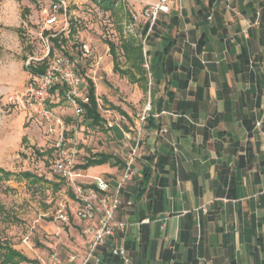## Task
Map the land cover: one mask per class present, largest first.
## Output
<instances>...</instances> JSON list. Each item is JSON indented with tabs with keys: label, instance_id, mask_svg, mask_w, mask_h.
I'll use <instances>...</instances> for the list:
<instances>
[{
	"label": "crops",
	"instance_id": "crops-1",
	"mask_svg": "<svg viewBox=\"0 0 264 264\" xmlns=\"http://www.w3.org/2000/svg\"><path fill=\"white\" fill-rule=\"evenodd\" d=\"M141 42L154 116L130 127L142 138L117 214L130 264H264V0H178ZM113 160L85 170L115 185L126 159ZM110 246L99 264H125Z\"/></svg>",
	"mask_w": 264,
	"mask_h": 264
},
{
	"label": "rangeland",
	"instance_id": "rangeland-1",
	"mask_svg": "<svg viewBox=\"0 0 264 264\" xmlns=\"http://www.w3.org/2000/svg\"><path fill=\"white\" fill-rule=\"evenodd\" d=\"M67 1L66 20L48 25L51 0H0V167L13 172L10 177L0 172V242L40 264H49L53 251L63 261L70 253H80L83 233L71 188L52 168L54 138L46 122L21 101L30 63L47 64L53 56L67 54L78 60L81 72L96 78L99 109L106 120L102 126L92 127L83 116L77 118L74 107L61 97L52 103L66 123L67 137L77 144L78 164L101 152L124 160L135 142L126 132L137 137L140 129L130 127L151 100L150 90L115 70L110 42L116 45L120 67L129 68L121 43L131 36L142 41L144 26L150 23L142 12L159 0H113L111 9L92 0ZM177 2L169 3V14ZM51 38H59V43ZM84 45L90 48L87 56ZM109 168L99 164L93 172ZM25 171L31 176L20 175ZM63 199L68 200L69 223L55 218L57 203ZM5 252L0 248V262Z\"/></svg>",
	"mask_w": 264,
	"mask_h": 264
},
{
	"label": "built area",
	"instance_id": "built-area-1",
	"mask_svg": "<svg viewBox=\"0 0 264 264\" xmlns=\"http://www.w3.org/2000/svg\"><path fill=\"white\" fill-rule=\"evenodd\" d=\"M171 1L159 0L150 4L143 10L142 16L146 17L152 26L161 12L171 11L169 4ZM67 14V0H51L50 14L46 22L48 25H56L66 20ZM135 18L138 19L137 16ZM48 39H50L49 36ZM146 39L145 37L143 44ZM83 48L85 55H89L90 48L87 45H84ZM143 51L147 59L146 49L144 48ZM49 53L50 50L44 59ZM78 63L76 58L67 54L53 56L47 62L43 72L35 73L29 70L28 81L22 93L21 101L24 105L30 106L33 112L46 122L48 134L54 138L52 149L55 156L52 168L71 188L73 201L77 204L75 213L86 240V250L83 254L70 253L63 261L59 252L53 251L49 264H99L101 259L98 257V251L109 241H111L110 253L120 257L125 264H130L126 247L118 235L119 232L126 231L128 223L119 220L117 214L124 202L123 185L133 176V163L140 147L142 133L140 130L135 137V143L130 147V152L125 157L126 163L115 185L111 184L109 178L102 175H91L84 168L79 167L77 144L73 138L67 137V126L64 119L50 105L54 97L59 96V90L54 89L65 86L64 100L74 107V114L77 118L83 115L84 109L80 105L79 99L87 101V91L85 90L88 79L95 81L96 78L94 75L81 72ZM145 67L149 68L147 60ZM10 99L13 100L14 96H10ZM152 109L150 100L143 114L139 116L140 123L146 121ZM260 124L261 122H257V125ZM166 131L167 129H164L162 132ZM127 203L131 204L132 202L127 201ZM55 218L64 223L70 222L67 199L57 203ZM145 221L148 220H143V222Z\"/></svg>",
	"mask_w": 264,
	"mask_h": 264
},
{
	"label": "trees",
	"instance_id": "trees-1",
	"mask_svg": "<svg viewBox=\"0 0 264 264\" xmlns=\"http://www.w3.org/2000/svg\"><path fill=\"white\" fill-rule=\"evenodd\" d=\"M92 1L95 3L104 4L106 6V9H111L114 4L113 0H92ZM46 34H48V32H46ZM51 39L56 44L59 43V38H51ZM121 47L127 62H129L131 66L126 69L120 67L118 54L116 52V45L113 42H110V50L113 55L115 70L119 71L123 75L129 76L134 82H140L146 90L151 89L150 92L151 95L153 96L155 90L149 88V76H148V70L144 66L145 56L143 52L142 42H138V40L135 37L131 36V38L122 41ZM45 68H46V64L30 63V65L28 66V69L35 73L43 72ZM56 89L59 90V96L61 97L62 100H64V93L66 87L59 86L54 90ZM86 97H87V101H83L79 99V103L84 109L82 115L83 120L86 121L87 124L92 127L102 126L106 120L100 112L98 97L96 95V85L94 81H92L91 79H88ZM52 103L53 101L50 103L51 107L55 108V106H53ZM153 116H154V112L151 111L147 117V121L151 120ZM51 151H53V149H51ZM113 158L114 155L112 153H107V152L96 153L94 155L89 156L86 159V162L84 164H80L79 167L87 169L90 166L108 163ZM0 172L6 177H10L13 174V172L7 171L2 167H0ZM20 175L31 176V172L29 171L21 172ZM55 186L56 188H59L61 186V182L56 183ZM0 248L6 249L4 258L0 262V264H16L19 261H26L32 264H40L39 260L31 259L22 252L10 246L7 245L4 246L1 242H0Z\"/></svg>",
	"mask_w": 264,
	"mask_h": 264
}]
</instances>
